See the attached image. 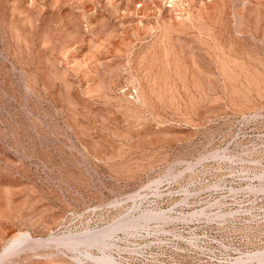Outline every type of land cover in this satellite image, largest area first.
I'll list each match as a JSON object with an SVG mask.
<instances>
[{"label": "rangeland", "instance_id": "374dc122", "mask_svg": "<svg viewBox=\"0 0 264 264\" xmlns=\"http://www.w3.org/2000/svg\"><path fill=\"white\" fill-rule=\"evenodd\" d=\"M260 111L264 0H0V264H126L113 240L171 219L137 193ZM242 199L227 232L264 240Z\"/></svg>", "mask_w": 264, "mask_h": 264}, {"label": "built area", "instance_id": "2783aa9c", "mask_svg": "<svg viewBox=\"0 0 264 264\" xmlns=\"http://www.w3.org/2000/svg\"><path fill=\"white\" fill-rule=\"evenodd\" d=\"M223 136L211 153L137 193V200L153 198L144 212L171 219L148 223L131 233L133 240H113L126 264H230L264 246V240H233L227 232L238 216L254 212L242 198L264 196V111L235 118ZM166 195L174 198L169 207L158 203ZM145 237L153 240H136Z\"/></svg>", "mask_w": 264, "mask_h": 264}, {"label": "bare ground", "instance_id": "6f19581e", "mask_svg": "<svg viewBox=\"0 0 264 264\" xmlns=\"http://www.w3.org/2000/svg\"><path fill=\"white\" fill-rule=\"evenodd\" d=\"M239 110H240V109H239ZM142 218H144V217H142ZM125 219H126V218H125ZM145 219H146V218H145ZM127 220H128V219H127ZM127 220L124 221V219H123V221H124L125 223H127V222L129 221V220H128V221H127ZM140 220H141V219H140ZM120 221H122V220H120ZM123 221H122V222H123ZM131 221H132V220H131ZM131 221H129V222H131ZM135 221H136V220H135ZM118 222H119V221H118ZM122 222H121V224H122ZM141 222H142V221H141ZM143 222H144V220H143ZM143 222H142V223H143ZM145 222H146V221H145ZM131 223H132V222H131ZM135 223H136V222H135ZM115 224H117V222H116ZM119 224H120V223H119ZM119 224H118V225H119ZM127 224H129V223H127ZM143 224H144V223H143ZM122 225H123V224H122ZM136 225H137V227H139V226H138V223H137ZM141 225H142V224H141ZM141 225H140V226H141ZM132 226H133V225H132ZM112 227H113V226H112ZM115 227L117 228V226H115ZM121 227H122V226H121ZM121 227H120V228H121ZM126 227L131 229V224L129 225V227L126 225ZM134 227H135V226H134ZM141 227H142V226H141ZM106 228H107V230H105V231L102 233V235H104V237L107 236V234H109V233L111 232V230H113V232H114V229H112V228L110 229L109 226L106 227ZM106 228H105V229H106ZM108 228H109V229H108ZM113 228H114V227H113ZM122 228H123V227H122ZM124 228H125V227H124ZM103 229H104V228H103ZM118 229H119V227H118ZM118 229H117V230H118ZM130 229H127V230H130ZM117 230H116V231H117ZM116 231H115V232H116ZM100 232H101V231H99V233H100ZM99 233H97V234H96V233H95V234H92V233H91L90 235L87 234V235H86V236H87L86 238H85L84 236H83V237L86 239V242L88 243V245H90V244H95V243L99 242V241L97 240V239H98L97 237H98V236H102L101 234L98 235ZM71 237H72V236H71ZM73 237H74V235H73ZM75 237H76V236H75ZM77 238H78V236H77ZM101 238H103V237H101ZM70 239H71V238H69V240H70ZM73 239L76 240L75 238H73ZM73 239H71V240H73ZM80 239H82V238H80ZM71 240H70V241H71ZM83 241H84V240H83ZM104 243H105V242H104ZM100 244H101V242H100ZM95 245H96V244H95Z\"/></svg>", "mask_w": 264, "mask_h": 264}]
</instances>
